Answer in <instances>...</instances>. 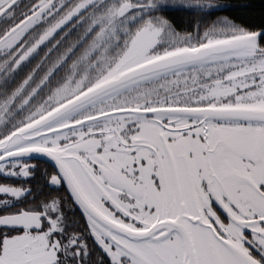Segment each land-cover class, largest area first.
Here are the masks:
<instances>
[{
    "label": "snow or ice",
    "instance_id": "6c2138e0",
    "mask_svg": "<svg viewBox=\"0 0 264 264\" xmlns=\"http://www.w3.org/2000/svg\"><path fill=\"white\" fill-rule=\"evenodd\" d=\"M0 264H264V0H0Z\"/></svg>",
    "mask_w": 264,
    "mask_h": 264
}]
</instances>
